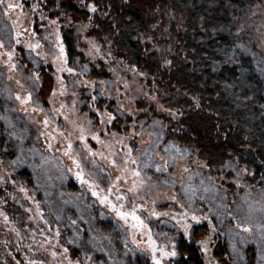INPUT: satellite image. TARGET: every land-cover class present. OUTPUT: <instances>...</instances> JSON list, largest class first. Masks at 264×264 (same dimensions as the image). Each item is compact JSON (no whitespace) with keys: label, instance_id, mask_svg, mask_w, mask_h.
I'll use <instances>...</instances> for the list:
<instances>
[{"label":"rangeland","instance_id":"rangeland-1","mask_svg":"<svg viewBox=\"0 0 264 264\" xmlns=\"http://www.w3.org/2000/svg\"><path fill=\"white\" fill-rule=\"evenodd\" d=\"M11 2L23 4V8L5 14L0 5V42L3 43V47H0V177L4 178L0 180V202L8 200L13 203L17 219L10 222L12 227L8 229L14 231L13 239L19 240L26 254L39 264H68L63 253L64 247H68L69 257L72 258L73 253L78 252L85 264H142L141 261L146 260L154 264L146 230L132 228L131 220L126 224L109 206L100 204L92 196L88 185H81L75 176L77 168L74 161L79 160L85 178L97 179L101 189L110 183L108 173L112 174L111 183L119 191L114 188L110 199L118 205L122 204L124 211H129L133 205L137 206V214L151 228V235L158 246L166 245L171 249L174 242L177 244L182 238L188 240L177 220L180 219L179 213L190 208L196 210L197 215L203 213L211 216L219 228L217 233H212L207 221L201 223L208 225L209 236H212L207 251L202 249L200 243L197 244L206 264H215L212 242L216 236L227 248V264H249L247 257H252L251 264H264V241L260 240L257 229H253V234L244 233L247 242H240L239 237L233 238L228 234V228L234 223L231 217L224 219L223 225L215 218L216 206L221 203L217 193L198 191L195 202L189 206L181 187L190 184L199 188L201 180L207 184V177L212 176L216 178L213 182L217 186L222 185L220 194L226 197L223 203L227 205V211L247 214L251 208L254 216L259 218L262 215L259 210L264 208V176L260 181L252 182L247 171L242 173V178L237 179L235 171L225 166L210 173L189 148L165 142L163 137L160 149L172 145L174 148H170V153L179 156L182 152L183 158L177 161L175 168L164 172H156L155 168L143 169L144 185L136 192H128L136 177L129 172L127 179L122 176L119 181H115V177L121 175V169L104 157L110 153L122 156L127 151L117 142L120 137L124 138L125 144L132 145L134 141L135 149H147L150 141L156 139L155 135L150 136L149 133L161 131L159 124L152 127L153 122L161 121L164 131L168 120L178 118V112L172 105V91L163 92L147 73L130 66L124 57L115 55L107 39H100L99 42L87 35L90 29L88 23L74 26L72 56H68L63 42L67 57L65 64L59 44L63 41L62 32L65 31L63 27H66V23L51 17L40 7L38 0ZM34 4L39 7L33 8ZM54 20L55 24L52 23ZM170 21L167 26L165 21L153 22L141 37L142 43L146 45L144 48L148 49L154 61L166 56L170 58L181 49L179 31L170 30ZM232 22L236 49L251 59L264 92V0L247 7L242 14L234 16ZM17 39L20 44H16ZM37 43L38 48L28 47L29 44ZM9 51L14 52L11 62L7 56ZM13 63L15 68L11 67ZM69 67L73 72L66 71ZM58 68L65 70L57 71ZM94 73L102 78L93 77ZM44 76L52 82L51 92L46 99H42L40 94ZM29 93L31 100L27 103H21L16 98H26ZM92 95L97 97L95 102L90 98ZM96 108L117 115L118 122L108 127L119 133L118 137L104 132L105 125L100 123ZM168 108L176 112L175 117L164 110ZM121 111L124 112L123 116L120 115ZM130 113L141 133L134 138H131L133 124L128 119ZM46 118L49 120L47 126L43 123ZM141 122L142 128L139 127ZM81 128L86 130L88 145L103 155L93 157L87 152V148L78 140ZM91 132L100 133V139L105 143L91 139ZM69 140L73 150L70 155H65ZM175 149L180 152H175ZM133 155L140 160L145 159L139 152ZM161 155L165 156V160L169 159L168 154L158 150L155 162H164L160 160ZM93 160L95 165L92 164ZM117 160L119 163V157ZM185 165L190 167V172L184 171ZM101 167L105 169L103 173L99 172ZM19 171L25 172L28 183L17 177ZM21 186L28 190L27 195L20 191ZM118 195H125L129 199L117 201ZM28 196H34L35 200L41 202L43 219L36 211L35 202ZM172 196H176L179 203L173 201ZM201 196L213 199H201ZM181 203L185 208L180 207ZM154 207L162 213L159 217L150 214ZM210 208L213 211H209ZM0 212L5 213L3 204ZM4 215H0V226L9 227ZM57 215L62 219L57 221ZM69 218L75 219L77 224L72 225ZM105 222L111 224L114 236H111L113 232H100L98 226ZM56 228L61 232L60 237L55 236ZM74 237L77 243H68ZM233 244L240 256L233 251ZM54 251L56 256L52 255ZM85 251L92 257L91 260L85 258ZM174 260L165 258L163 264H173Z\"/></svg>","mask_w":264,"mask_h":264},{"label":"trees","instance_id":"trees-1","mask_svg":"<svg viewBox=\"0 0 264 264\" xmlns=\"http://www.w3.org/2000/svg\"><path fill=\"white\" fill-rule=\"evenodd\" d=\"M38 1L51 17L66 23L62 37L69 57L74 51V26L88 23L87 35L99 42L107 39L115 55L147 73L163 92L172 91V105L178 110V118L166 122L165 142L189 148L198 160L211 165L206 167L210 173L231 161L238 167H246L252 182L263 178V85L251 59L237 51L231 27L234 16L260 0ZM90 3L97 4V12L87 9ZM157 20L165 21L166 26L170 21V30L179 31L181 49L170 58L154 61L141 37ZM165 60L172 63L166 65ZM93 77L102 78L97 73ZM51 89V79L44 76L40 90L42 99L49 96ZM26 176L24 171L17 173L18 178L28 183ZM2 204L9 227L0 226V264H16L17 260L21 264H29V261L39 264L26 254L19 240L13 239L14 231L8 229L12 227L10 222L17 219L13 203L4 200L0 206ZM207 226L195 225L191 239L182 238L177 242L178 255L173 264H206L197 244L209 236ZM98 227L100 232H113L111 236H114L111 224L105 222ZM4 230L9 231L4 234ZM226 256V246L218 236L214 237L215 264H227ZM80 259L85 264L84 259ZM141 262L151 264L147 260ZM247 262L251 264L252 257H247Z\"/></svg>","mask_w":264,"mask_h":264},{"label":"snow or ice","instance_id":"snow-or-ice-1","mask_svg":"<svg viewBox=\"0 0 264 264\" xmlns=\"http://www.w3.org/2000/svg\"><path fill=\"white\" fill-rule=\"evenodd\" d=\"M0 5L3 6V11L5 14H8V12L15 10L17 8H20V9L23 8V4L13 3V2H11V0H0ZM38 7H39L38 4L33 5V8H38ZM86 7L92 13H95L98 10V6L96 3L87 4ZM52 23L55 24L56 21L54 20V21H52ZM16 44H20L19 39L16 40ZM0 47H3L2 42H0ZM28 47L29 48H38L39 43H37L36 45L29 44ZM241 47H243V45H241ZM59 51H60L61 56L64 57V63L66 64L67 63V57L65 55V48H64L63 41H61L59 44ZM13 54H14L13 51H9L7 53L9 62L12 61ZM165 63L170 65L172 63V61L166 60ZM11 67L15 68L16 65L13 63V64H11ZM63 70H65V69H61V68L57 69V71H63ZM66 71L71 73V72H73V69L69 67L66 69ZM141 74L143 75V73H141ZM37 79H39V74H37ZM16 98L18 100H20L21 103H27L28 101L31 100V93H29V95L26 98H21L20 96H17ZM90 98L93 102H95L97 99V97L95 95H92ZM152 99H155V97H153ZM193 99L196 100V107H199L198 99L195 97ZM62 107H63V105H62ZM161 108H163V105H161ZM164 110L168 111L173 117H175L176 112H174L171 108L164 109ZM95 111L97 113H99V115H100V123L105 125L104 132L108 133L114 137H118L119 133L112 131L111 128L108 127L109 125H113L114 122H118L119 118L117 117V115L111 111L101 112V110L99 108H96ZM120 115L123 116L124 112L121 111ZM105 117H106V119H105ZM128 119L131 120V122L133 124V127L131 129V138H134L136 136L141 135V133L137 130V123L134 119H132L131 113L129 114ZM43 123L45 126H47L49 123V120L46 118L43 121ZM91 123H92L91 120H89V124H91ZM157 124H159L161 126V131L149 133L150 136L155 135L156 139L150 141L147 149H144L143 151H141L139 149H135L134 141H133L132 145L125 144L124 138L120 137L117 140V142L122 145L123 149H127V151H125L122 156L119 155V153H110L108 157H104L105 159L110 160V163L113 166H116V167L121 169V175L116 176L115 181H119L122 176L125 179H127V174L129 172H131V174L134 177H136V179L133 180V182H132V186L128 189V192H136L140 187H142L144 185L145 179H144V176L142 175L143 169L155 168L156 172H164L169 168H175L177 166V161L179 159L183 158L184 154L182 152L179 154V156L170 153V148H174V146H172V145L165 146L163 149H160V144L163 140V124L161 121L155 120L153 122L152 127H155V125H157ZM139 127L140 128L143 127L142 122L139 124ZM85 131L86 130L84 128L80 129V133L78 135V140L83 143V146L85 148H87V152L89 154H91L93 157H95L96 155H103L102 153H97V152L93 151V149L88 145V143H87L88 136L85 135ZM126 132H127V129H126ZM42 134L47 135V133H42ZM90 137H91V139L96 140L98 143H105L104 141H101L100 133L91 132ZM108 146L111 147V145H108ZM49 147H51V145H49ZM72 150H73V144H72L71 140H69V142L67 144V149H66L64 154L70 155ZM158 150L164 154H168L169 159L165 160V156L161 155L160 160L164 161V162L163 163L155 162L154 157L158 154ZM134 152H139L140 156L145 157V159L140 160L137 156L133 155ZM175 152H180V150L175 149ZM117 157H119V161H120L119 163H118ZM42 159H43V157H42ZM74 163H75V166L77 168V171L75 173L77 180H79L81 185H85V184L88 185L89 189H91L92 196L96 197L100 204H104V205L109 206L116 213V215L121 220H123L126 224L129 222V220H131L132 221V224H131L132 228L140 229L142 231L146 230V232L148 234L147 235V242H148L149 247H150V251L152 254V260H153L154 264H163L165 258H168L169 260H171L172 258H175L178 255L175 242L172 244L171 249H169L166 245L165 246H158L157 245L156 240H154L152 235H151V228L145 223L144 219H142L141 216L137 214V206L133 205V207L129 211H124L123 210L124 206L122 204L118 205L117 203L113 202L110 199L114 188L117 191H119V189L116 187V185L114 183H111L113 178H112V174L110 172L108 173V176H107V179L110 183L108 185H106L105 188L101 189L100 184L97 182V179L85 178L83 168H82L81 162L79 160H75ZM92 164L93 165L96 164L95 160L92 161ZM204 166L209 167V168L211 167L210 164H205ZM224 166L233 169V171H235L237 179L242 178V173H246L248 171V169L246 167H244V168L236 167L231 161H229ZM104 171H105V169L103 167H101L99 169L100 173H103ZM184 171L190 172V167L188 165H185ZM197 175H199V173H197ZM3 179H4L3 177H0V180H3ZM147 179L150 180L151 177H147ZM189 179H191V176L189 177ZM215 179L216 178H214L212 176H208L207 177L208 183L206 184L204 180H201L199 188H195L190 184L187 186H185V185L181 186L182 190L184 192V195L187 198L189 206L195 202L196 193L198 191L202 190L204 193L215 192L218 194L219 199L221 200V203L216 206V211H215L216 220L219 221V223L221 225H223L224 219H226L228 217H231V220L234 221V223L228 228V234L233 238L239 237L240 242L244 243V242H247V238L244 236V233L253 234V229L255 228L259 231L260 240L264 241V208H261L259 210L262 213V215L259 218H256L254 216V212L251 208L249 209V212L247 214H240L238 211H235V212L227 211V205H225L223 203V201L226 199V197L224 195L220 194L222 185L217 186L213 182ZM13 183H15V181H13ZM166 183H167V181H166ZM37 188H39V185L37 186ZM5 191H7V189H5ZM20 191L24 192L26 195L28 193V190L22 186L20 187ZM101 192H103L104 194L102 195ZM45 196L46 197L48 196L47 191H45ZM28 199H31L35 202L36 211L40 215V218L43 219V214H42V211L40 208L41 202L39 200H35L34 196H28ZM122 199H129V197H127L125 195L116 196L117 201L122 200ZM171 199L173 201H176L177 203H179V200L177 199L176 196H172ZM201 199H213V198H207V197L201 196ZM65 203H68V201H65ZM153 205H155L154 200H153ZM140 207L142 208L143 206L141 205ZM180 207L183 209V208H185V205L183 203H181ZM221 209H223V211H221ZM29 211H31V209H29ZM209 211H213V210L210 208ZM150 214L153 216L159 217L162 213L157 211L154 207ZM164 214H166V213H164ZM0 215H4V213L0 212ZM178 215H179L180 219L177 220V223L180 224L181 227L184 229L183 235H184V237H186L188 239H191V237L194 235V224L199 225L203 221L208 222V225H209L212 233H217L219 231L217 224L213 223V219L209 215H205L203 213L200 215H197L196 210H191L190 208L185 209L183 212L179 213ZM189 218H190L191 222H189ZM4 219H5V222L8 221V217L6 215H4ZM61 219H62V217L60 215L56 216L57 221H59ZM69 219L71 220L72 225L77 224V221L75 219H71V218H69ZM81 219H82V217H81ZM173 219H176V217H173ZM45 223H48V221H45ZM17 234L19 235V233H17ZM55 236L56 237L61 236V232H60L59 228H56ZM78 236H79V231L77 230V237ZM211 240H212V236L210 235V236H208L207 240H201L199 242L204 251H207L208 242ZM68 243L76 244L77 239L74 237L73 239L69 240ZM233 251L236 253L237 256H240V252H239V250L236 249L235 244H233ZM63 253H64V258L67 259L68 264H82V261L79 258L78 252H74L73 257L70 258L68 255L70 253V249L68 247H64ZM52 255L56 256L57 253L54 251V252H52ZM84 256L87 260L92 259V257L90 255H88V253L86 251L84 252ZM5 264H7V262H5ZM16 264H21V261L17 260ZM29 264H34V262L29 261ZM41 264H43V262H41ZM61 264H63V262H61Z\"/></svg>","mask_w":264,"mask_h":264}]
</instances>
